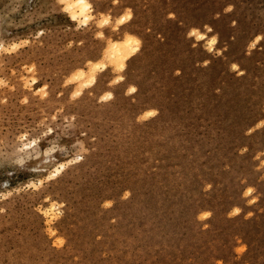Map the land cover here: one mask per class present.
<instances>
[{
  "label": "rangeland",
  "instance_id": "374dc122",
  "mask_svg": "<svg viewBox=\"0 0 264 264\" xmlns=\"http://www.w3.org/2000/svg\"><path fill=\"white\" fill-rule=\"evenodd\" d=\"M0 264H264V0H0Z\"/></svg>",
  "mask_w": 264,
  "mask_h": 264
}]
</instances>
